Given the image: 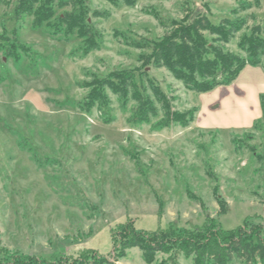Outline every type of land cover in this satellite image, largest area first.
I'll return each instance as SVG.
<instances>
[{
  "label": "rangeland",
  "instance_id": "rangeland-1",
  "mask_svg": "<svg viewBox=\"0 0 264 264\" xmlns=\"http://www.w3.org/2000/svg\"><path fill=\"white\" fill-rule=\"evenodd\" d=\"M85 1L102 35L101 48L89 53L78 36L55 34L46 23L35 28L33 17L17 19L18 0L0 4L2 246L35 264L87 255L113 261L111 236L128 221L146 230L199 229L211 221L225 231L264 227V56L231 84L208 92L187 89L164 67L147 66L176 109L195 112L187 127L162 128L161 114L133 124L135 102L123 109L111 92L110 122L98 108L78 105L88 91L81 84L92 75L144 66L142 51L115 33L158 40L185 9L207 11L218 23L231 17L238 0H137L121 7ZM68 10L56 3V17ZM95 10L106 17L93 16ZM251 13L257 18L249 25L264 28V0L242 15ZM246 31L226 49L240 52ZM167 256L160 253L156 263ZM177 261L194 264L185 254ZM117 263L149 264L139 248Z\"/></svg>",
  "mask_w": 264,
  "mask_h": 264
},
{
  "label": "trees",
  "instance_id": "trees-1",
  "mask_svg": "<svg viewBox=\"0 0 264 264\" xmlns=\"http://www.w3.org/2000/svg\"><path fill=\"white\" fill-rule=\"evenodd\" d=\"M113 6H135L137 0H108ZM10 3V0H0ZM56 3L70 8L56 17ZM262 5V0H238L231 17H223L218 23L211 20L207 11L185 9L181 19L165 24L167 31L158 40L138 39L129 34L115 33L121 42L142 52L139 60L143 67L110 72L107 76L92 75L82 82L87 88L83 102L78 105L83 111L98 108L103 118L112 121V98L118 97L125 109L130 101L135 107L129 116L133 124L150 122L162 116L160 127L172 124L187 127L194 120L195 112L181 111L174 106V99L149 77L146 67L166 68L177 80L192 91L208 92L218 86L231 84L247 65H258L264 56V28L249 20H256L251 13L244 12ZM91 9L85 0H18L15 7L17 19L34 18V27L45 23L53 32L65 38L78 36L83 40L85 53L101 48V33L90 20ZM95 17H106L105 13L93 11ZM56 17V18H55ZM238 47L240 52L226 49L242 30ZM121 35V36H120ZM138 72V73H137ZM264 118V96L261 98ZM114 260L105 256L87 255L68 263L56 264H118L127 255V250L139 248L145 261L155 264L158 255L167 254L158 264H178V256L185 254L193 258L194 264H230L239 259L245 264L264 262V227L262 225H240L231 230L218 229L213 221L199 229L169 226L155 230L139 229L133 221L122 223L112 234ZM35 258L16 257L2 246L0 233V264H35ZM53 264V263H52ZM157 264V263H156Z\"/></svg>",
  "mask_w": 264,
  "mask_h": 264
},
{
  "label": "crops",
  "instance_id": "crops-1",
  "mask_svg": "<svg viewBox=\"0 0 264 264\" xmlns=\"http://www.w3.org/2000/svg\"><path fill=\"white\" fill-rule=\"evenodd\" d=\"M198 117V116H197ZM197 119H199V118H197ZM200 123V122H199ZM201 125H202V123H200ZM203 126V125H202Z\"/></svg>",
  "mask_w": 264,
  "mask_h": 264
}]
</instances>
